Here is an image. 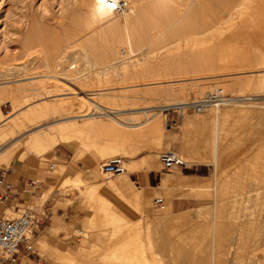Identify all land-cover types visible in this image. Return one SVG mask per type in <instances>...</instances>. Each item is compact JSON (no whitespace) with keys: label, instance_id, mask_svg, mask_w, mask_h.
Instances as JSON below:
<instances>
[{"label":"rangeland","instance_id":"obj_1","mask_svg":"<svg viewBox=\"0 0 264 264\" xmlns=\"http://www.w3.org/2000/svg\"><path fill=\"white\" fill-rule=\"evenodd\" d=\"M87 1L0 0V127L9 133L7 139L0 138V150L20 141V155H13L18 164L29 172L45 170L60 177L61 188H74L86 211L79 225L69 231L71 246L65 252L62 248L48 252L51 262L264 264V85L259 83V71L264 75V0H195L189 9L193 23L208 25V35L199 34L189 44L148 54L139 62L131 60L127 68L121 64L115 72H92L86 82L62 78L61 70L55 72L57 77L54 73L48 76L42 70L46 57L54 66L58 50H69V60L76 55L70 49L83 39L78 37ZM240 6L243 14L237 11ZM253 11L257 16L254 25L249 19ZM234 33L241 36L239 41L231 38ZM123 45L119 42L118 48ZM30 50L33 57L26 55ZM26 57L30 60L26 68L5 70L7 63H22ZM135 84L140 85L132 86ZM219 88L235 98L236 102L220 104V110L230 109L229 113L213 118L209 106L197 112L196 101ZM86 94L93 101L101 100L99 103L114 102L119 108L114 115L129 126L115 125L119 130L114 134L90 131L80 139L71 134L42 150L29 147L27 135L37 130L47 132L49 138L60 137L58 123L71 117L69 114L60 111L20 126L12 123L11 117L20 116L37 102L72 100L75 108L70 114L78 113V97ZM94 109L77 116V121L93 115L104 124L114 123ZM145 111L151 122L140 127L148 117ZM154 123L157 128H151ZM119 141L126 146L110 145ZM166 149L176 150L188 164L174 171L164 169L159 152ZM79 150L94 156L97 166L87 172L84 182L65 180L66 169L58 157L63 151ZM143 152L148 176L145 188L134 174L140 167L129 164ZM116 155L124 157L127 170L105 176L102 163ZM0 168L6 167L0 164ZM169 175L173 187L158 188L160 178ZM184 179L193 182L181 181ZM175 197L189 198L191 205L175 210L171 206ZM156 198L163 201L156 202ZM139 221L142 227L133 229ZM125 226L130 227L126 230ZM226 229L238 236L232 252L218 245L220 233ZM133 231H141V235ZM131 238L138 240L137 248ZM129 242L133 243L130 253L120 250L119 244L131 246Z\"/></svg>","mask_w":264,"mask_h":264},{"label":"bare ground","instance_id":"obj_2","mask_svg":"<svg viewBox=\"0 0 264 264\" xmlns=\"http://www.w3.org/2000/svg\"><path fill=\"white\" fill-rule=\"evenodd\" d=\"M115 1H117V0H102V2H101V0H88L86 3H84V7H83V11H82L83 17H84L83 24L81 22L82 20L80 19L81 20L80 23L82 24L81 25L82 30L78 29L79 31L80 30L82 31V35L79 36L78 38L79 39L83 38V39L81 41H79V43L77 45H74V47L71 48L72 50L70 49V51H75L76 55L71 60H69V58L66 57V53H67L66 50L67 49L66 50L61 49L60 51L58 50L57 58H56V60H54L55 61L54 66L51 65V63L47 57H46V59H44L43 65H44L45 69L44 68L42 69L44 71V73H46L49 76L51 73L56 74L55 72L61 70V72L64 74L63 75L64 77H62V78H65V77L66 78H73V79L78 80V81L85 80V82H86L87 79L91 75L90 73H92V72H93V74H94V72H100V71L110 73V71L112 70L115 72V69L118 71L121 64H124L126 66L125 68H127L129 66L128 63L131 60H134V62H139V60L143 59L144 57L146 58V56L148 54L153 55V54H157V53H165V52L169 51V49H171L172 47L173 48H175V47L179 48V47H182L184 44L191 43L199 34L200 35L201 34H203V35L209 34L210 28L207 27L208 25L198 26L195 23H193L192 11L189 9L192 6V4L195 2V0H125L127 6H126L125 10L122 13H120V15H117L118 12L113 7ZM242 4H244V2ZM240 8H242V6L238 7L237 11H239ZM241 11H242V9L240 10V12ZM255 11H253V13L250 15V18H249L252 25H254L257 21V16L255 14L256 13ZM239 16H241V15L239 14ZM236 17H237V15L232 16L231 23L234 19H236ZM221 25H223V23ZM79 28H81V27H79ZM218 31H219V29H218ZM213 32H215V31H213ZM222 32H223V30H222ZM222 32H221V34H222ZM72 34L74 35V33H72ZM80 34L78 33V35H80ZM252 34H250V35H252ZM240 37L241 36H239L238 33H234V35L231 36V38H234L237 40L238 39L240 40ZM119 42L124 43L122 48H118ZM67 51H69V50H67ZM171 52H172V50H171ZM173 53H174V51H173ZM26 55H28V57L31 56L32 51L30 50L29 52H27ZM67 55H68V53H67ZM28 57H26V59H24L22 61V63L17 62L18 61L17 59L13 60V61L17 60L16 62H12L10 64L7 63V65H6L7 67L5 68V70H8V71L13 70V69H16L17 67H20V66H22L23 68H26L28 66V62H30V60L27 59ZM31 57H33V55ZM107 58H109V60H107V61L101 60V59H107ZM1 64H3V62ZM9 65H12V66L8 67ZM2 69L3 68H1V70ZM29 69H28V71H29ZM32 70L33 69H30V71H32ZM30 71H29V73H30ZM103 72H101V73H103ZM259 73H260L259 83H260V85H264V75H261L263 72L259 71ZM57 75L58 74H56L55 76L57 77ZM42 84H44V83L42 82ZM56 85H57V83H56ZM138 85H140V84H135L132 86H138ZM45 86L44 87L41 86V87L45 88ZM217 90L223 91L222 88L215 89V91H217ZM201 99H198V100H201ZM233 99H235V98H233ZM233 99H230V97H229L223 103H210L209 104L210 110H211V108H213L212 112H211L212 117L218 118L221 115H225V114L229 113L230 109L228 111H221L222 109L220 110V104H229V103L236 102ZM78 100H79V106H80L78 113L70 114L73 111L72 108L74 106V103H73L74 101L71 102L72 100L69 101V100L61 99L60 101L54 102V103H51V102L50 103L49 102L48 103L47 102L39 103V102H37L36 106L28 109L27 111H25L24 113H22L20 116H18L16 118L11 117V120H12V123L14 125L20 126L22 124H25L27 121H32V120L37 119V118L46 117L50 113H53L56 115L60 111H64L67 114H69V115H67V117L68 116H71V117L66 118L64 120H61L58 123L57 127L60 131V137L49 138L47 132H45V131L38 132L37 130H36V133H33V132H35V131H33L27 135L26 144L29 147H35V148H39L42 150H45L49 147H53L56 143H58L60 140H62V138H66L68 135H71V134L76 135L75 137L80 139V138H82V136L84 134H87L90 131H97V132H101V133L107 132L108 134H110V133L112 134L113 131L119 130L116 126H118V127L119 126H124V127L129 126L127 124V122H125L121 119H118V117H116L114 115L113 112H116V110H119V108L114 106L115 105L114 102H112V101L106 102L105 101V102L99 103V102H101V100L99 102L93 101V100L89 99L87 94L81 95L80 97H78ZM192 102H194V101H192ZM180 103H183V102L182 101L177 102V103L172 102L169 104H180ZM237 104H240V103H237ZM235 107L237 109V105H235L234 108ZM74 108H75V106H74ZM92 108H95L96 112H99L98 114L108 115L113 120L114 123L109 124V125L104 124V123H102L101 120L99 121V120L95 119V116H93V115L91 117H86L83 122L79 123V121H77L79 117H77V116L87 115L88 111L89 110L91 111ZM131 108L134 109L135 107H131ZM226 110H227V108H226ZM145 112H146L148 117H147L146 121L139 123L138 126H140V127H142L143 124H145V123L151 122L152 117L150 116V114L147 111H145ZM0 114H2L1 111H0ZM97 116H99V115H97ZM156 126H157V124L154 123V124H152L151 128H155ZM120 133H122V132H120ZM98 134H100V133H98ZM135 135H137V134H135ZM8 136H9V133H8L7 129L0 127V138L5 137V139H7ZM120 136H121V134H120ZM123 137L124 136H122V138ZM117 142H118V140H117ZM112 143L110 144L112 147L113 146L114 147L126 146L125 142L120 143V141H119V143H116V142H115V144H112ZM21 148L22 147H21L20 141H16L13 143V145L0 150V164L5 166L6 168L14 167L16 164H18L17 159L14 158L13 155L14 154L20 155L19 150ZM184 161L188 164V162L185 159H184ZM168 174H170V173H168ZM186 181L187 182H193L190 179L189 180L187 179ZM173 183H174V181H173L171 175H169V177H167V179L165 181L166 187H164V188L166 189L169 186L174 185ZM179 218H181V217H179ZM121 219H123V218H121ZM136 221H135V223H136ZM125 223H128V222L126 221ZM135 223H133V224L135 225ZM141 224H142L141 221H139L138 227H134L133 225H131V228H132V226H133V229L139 228V227L141 228L142 227ZM254 224H255V222H254ZM119 226H120V224H119ZM147 226L150 227V225H147ZM122 227L123 226H121L120 228L122 229ZM129 227L125 226L124 228L127 230ZM139 229H138V231H139ZM249 230H250V228H249ZM117 232H118V230H117ZM123 233L125 234V231ZM129 233H132V231ZM134 233H136V232H134ZM139 233H136L135 235H137ZM114 234H116V233L114 232ZM118 234H117V237H118ZM130 235L128 234V236H130ZM140 235H141V233L139 234V236ZM149 235H150V232L148 234V237H149ZM125 237H127V236L125 235ZM132 238H134L133 235H132ZM124 239L128 240L129 238L123 237L122 240H124ZM237 239H238V236L236 233L234 234V232H233V234H231V232H229L226 229L224 232L220 233V236L218 238V245H219V247H221L222 250H224V251L229 250L228 252H232L233 249L235 248L236 243H237ZM132 240H134V239H132ZM112 241L116 242L118 240H112ZM134 241H135V244L129 242V243H131V246L125 245V244H121V245L119 244L118 246L120 247V250L130 253L129 248L133 247V245H134V247L138 245V244H136V243H138L137 242L138 240L136 239ZM120 242H122V241H120ZM148 242L150 243V241H148ZM141 243H142V241H141ZM142 245H143V243H142ZM114 246H115V244H114ZM137 247H135V248H137ZM139 248H140V245H139ZM133 249L134 248H132V250ZM122 253L120 255L123 256ZM144 253H145V251H144ZM127 255H129V254H127ZM126 258H124V259H126ZM137 258H138V256H137ZM131 259L128 260V262H130ZM133 262H134V260H133Z\"/></svg>","mask_w":264,"mask_h":264},{"label":"crops","instance_id":"obj_3","mask_svg":"<svg viewBox=\"0 0 264 264\" xmlns=\"http://www.w3.org/2000/svg\"><path fill=\"white\" fill-rule=\"evenodd\" d=\"M145 126V124H143ZM142 126V127H143ZM145 132V128L141 130ZM67 153V154H66ZM60 161L66 169L64 179L84 182L87 172L95 169L97 161L89 153L82 152H64L59 155ZM132 166L140 167L134 171L137 181L145 188L147 177L145 175V152L129 160ZM17 166V167H16ZM12 167L5 175V180L20 184L27 178H38L44 182V188L41 192L31 193L22 191L16 195L10 191V196L5 205L0 204V213L3 215L18 214L26 206L34 207L41 214H47L39 226L30 234V241L33 244V251L21 247L19 257L15 262L6 261L5 264H53L49 258V251L61 249L63 252L69 248L72 231L80 221L85 217V209L82 200L77 191L70 187L60 186V177L51 174L45 170H38L35 173L23 169L19 164ZM10 168V167H8ZM167 177H161L156 185L158 188L165 189ZM181 180V181H185ZM156 186H152L155 188ZM46 195V196H45ZM138 196H136V201ZM191 205L189 198H173L171 206L175 210H184Z\"/></svg>","mask_w":264,"mask_h":264},{"label":"built area","instance_id":"obj_4","mask_svg":"<svg viewBox=\"0 0 264 264\" xmlns=\"http://www.w3.org/2000/svg\"><path fill=\"white\" fill-rule=\"evenodd\" d=\"M127 4L125 0L114 2V9L122 13ZM229 96L222 90L211 92L208 96L196 101L195 109L197 112H203L210 103H223ZM163 168L167 171H174L187 163L181 155L174 149H166L159 152ZM54 166H51L53 168ZM10 168H0V204L5 205L9 199L10 191L20 195L22 191L31 193L41 192L44 188V182L38 178H27L20 184L5 180V175ZM124 157L116 155L101 165V172L105 176H111L116 173L126 171ZM42 194V192H41ZM163 198H156V202H162ZM47 214H41L34 207H23L16 216H8L0 213V264L6 261L15 262L24 246L27 250L33 251V244L30 241L31 232L47 218ZM81 233V232H79Z\"/></svg>","mask_w":264,"mask_h":264},{"label":"snow or ice","instance_id":"obj_5","mask_svg":"<svg viewBox=\"0 0 264 264\" xmlns=\"http://www.w3.org/2000/svg\"><path fill=\"white\" fill-rule=\"evenodd\" d=\"M101 2H102V0H101Z\"/></svg>","mask_w":264,"mask_h":264}]
</instances>
